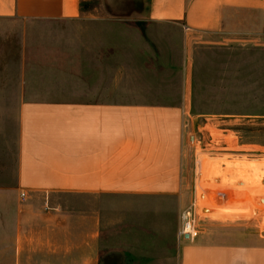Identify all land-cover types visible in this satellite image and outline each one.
I'll list each match as a JSON object with an SVG mask.
<instances>
[{
  "label": "rangeland",
  "instance_id": "1",
  "mask_svg": "<svg viewBox=\"0 0 264 264\" xmlns=\"http://www.w3.org/2000/svg\"><path fill=\"white\" fill-rule=\"evenodd\" d=\"M143 4L144 0H81L82 12L76 20L0 18V180L13 179L16 174L21 100L115 93L187 97L190 170L184 209H194L199 234L209 240H261L264 196L246 195L241 188L247 184L217 191L201 186L212 182L206 164L264 163V28L244 37L190 35L181 48L174 39L178 30L151 24ZM116 70L126 73L127 81L121 83L125 85L101 88ZM134 72L140 81H129ZM87 73L105 81L93 87L86 81ZM231 176L219 175L215 181ZM67 198L63 203L73 204V209L101 211L103 205L94 196ZM162 203L168 209L158 211L157 223L132 214L130 219L141 220L142 226H122L125 232L120 235L117 202H111L115 206L110 211L105 247L99 250V264H180V239L175 233L181 209L175 202ZM5 228L3 219L0 264H5Z\"/></svg>",
  "mask_w": 264,
  "mask_h": 264
},
{
  "label": "crops",
  "instance_id": "2",
  "mask_svg": "<svg viewBox=\"0 0 264 264\" xmlns=\"http://www.w3.org/2000/svg\"><path fill=\"white\" fill-rule=\"evenodd\" d=\"M142 8L151 24L178 30L181 48L190 35L244 37L264 28V0H144ZM81 12V0H0V18L76 20ZM115 73L100 87H123L126 73ZM137 78L134 72L128 79ZM101 79L86 76L96 88ZM189 114L187 97L115 93L19 101L16 174L0 180L4 263L99 264L113 201L120 235L122 226H142L132 214L157 223L158 211L168 209L162 202L181 209L179 228L189 194ZM70 196L99 197L101 211L73 209L63 203ZM179 244L180 264H264V238L217 242L200 233L197 241Z\"/></svg>",
  "mask_w": 264,
  "mask_h": 264
},
{
  "label": "bare ground",
  "instance_id": "3",
  "mask_svg": "<svg viewBox=\"0 0 264 264\" xmlns=\"http://www.w3.org/2000/svg\"><path fill=\"white\" fill-rule=\"evenodd\" d=\"M224 162H226V161H224ZM262 162H264V161H262ZM206 165H207L206 166V169H207L206 174H207V176L212 178V182H206L203 184V186L200 185L201 187L204 188V190H207V191L208 190H216V191L217 190H228V189L234 188L233 186L235 184L244 185V186H245V184H247V186L241 188V189L246 191V193H245L246 195L251 196V195H257V194L260 195L261 194L262 197L264 196V163H259L257 161H245V160L243 161V160H241L240 163H236L235 161H230L227 163V165H225V167H223L222 164H220V163H216V164L209 163ZM204 172H205V170H204ZM227 173L228 174L230 173L232 176L229 177L228 179H225L224 181H221V182L215 181V178H217L219 175H225ZM206 174H204L205 177H206ZM200 183H202V182L200 181ZM216 191H215V193H216ZM239 193L240 192H238V193L236 192V194H238L239 198L244 197V196H241ZM198 195L200 198H203L202 192H200V194H198ZM222 195H224V194H222ZM220 198H222V197H220ZM222 199H221V201H222ZM240 200H238V201H240ZM220 205L221 204H219V207H221ZM222 206H224V205L222 204Z\"/></svg>",
  "mask_w": 264,
  "mask_h": 264
},
{
  "label": "built area",
  "instance_id": "4",
  "mask_svg": "<svg viewBox=\"0 0 264 264\" xmlns=\"http://www.w3.org/2000/svg\"><path fill=\"white\" fill-rule=\"evenodd\" d=\"M24 197L25 194L22 193ZM179 239H196L199 236V229L196 222L195 211L192 207H187L180 214V226L177 231Z\"/></svg>",
  "mask_w": 264,
  "mask_h": 264
},
{
  "label": "water",
  "instance_id": "5",
  "mask_svg": "<svg viewBox=\"0 0 264 264\" xmlns=\"http://www.w3.org/2000/svg\"><path fill=\"white\" fill-rule=\"evenodd\" d=\"M188 238V236H186Z\"/></svg>",
  "mask_w": 264,
  "mask_h": 264
}]
</instances>
